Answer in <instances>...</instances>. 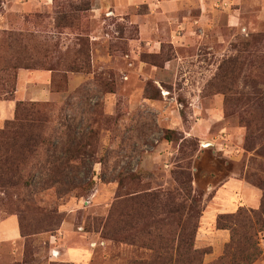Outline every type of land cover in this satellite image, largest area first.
Listing matches in <instances>:
<instances>
[{
  "label": "rangeland",
  "instance_id": "obj_1",
  "mask_svg": "<svg viewBox=\"0 0 264 264\" xmlns=\"http://www.w3.org/2000/svg\"><path fill=\"white\" fill-rule=\"evenodd\" d=\"M164 1L102 0L93 19L95 0H0V101L13 103L0 128L20 101L49 109L37 161L0 181V226L21 237L0 238V264H69L79 246L84 264L148 260L147 213L130 199L171 190L197 223L195 247L211 250L204 262L219 256L212 214L237 204L242 180L257 187L263 160L264 0L216 1L237 21L212 27L192 4L158 20L151 10ZM20 60L31 68L14 69ZM246 103L258 111L252 132L239 118ZM158 220L164 233L175 227Z\"/></svg>",
  "mask_w": 264,
  "mask_h": 264
},
{
  "label": "trees",
  "instance_id": "obj_2",
  "mask_svg": "<svg viewBox=\"0 0 264 264\" xmlns=\"http://www.w3.org/2000/svg\"><path fill=\"white\" fill-rule=\"evenodd\" d=\"M10 34L7 36L9 39L14 36L15 39H21L23 36L21 33ZM260 38L253 36L252 40ZM22 66L31 68L28 62L22 60L18 61V64L14 63L12 67L17 69ZM70 70L75 69L70 67ZM258 106L264 109V104ZM256 112L258 111L252 110L248 103L245 104V108L238 111L241 122L251 132L253 125L257 124ZM48 114L49 109L44 104L34 101L27 103L20 101L15 105L14 119L5 120L3 127L0 128L1 182L18 181L37 161L35 149L42 132L40 127L47 121ZM258 155L263 157L257 165L260 176L250 177L261 190L259 207L254 209L239 205L235 211L220 213L215 217L214 228L227 230L229 239L224 243L222 253L208 263L204 262V257L211 253V250L195 247L198 226L191 215L187 214L189 206L185 198H180L182 190L180 193L173 190L141 193L132 197L130 206L137 212H146V219L149 220L148 223L146 221L147 225L144 228V235H147L148 240L144 245L150 250V257L138 264H253L262 254L259 235L264 232V143L260 145ZM129 176L136 178L139 174L132 173ZM160 214L172 219L175 223L173 230L164 233V229L157 225V222H161L158 220Z\"/></svg>",
  "mask_w": 264,
  "mask_h": 264
},
{
  "label": "crops",
  "instance_id": "obj_3",
  "mask_svg": "<svg viewBox=\"0 0 264 264\" xmlns=\"http://www.w3.org/2000/svg\"><path fill=\"white\" fill-rule=\"evenodd\" d=\"M96 4L97 1L101 2V5L99 4V6H93L91 9V18L95 19L98 16V12L100 11L101 7H102V0H95ZM135 0H128V4H133ZM194 1V2H193ZM166 0L164 2H162V8L160 11L157 10H151L156 18H158V20H165V19H169L172 18L171 16L173 15V11L175 13V10H178L179 7H181L179 13L184 14L187 12V9L190 8L191 4L194 5L195 7H193L194 11L197 14V20L198 22H203L205 20H211V27L212 25H217L219 23V19H222V22H224L225 24H227L228 26H231L232 24H235V22L237 21V11L238 9H230L229 7H221L219 11H214V7H213V3H215L216 1H220V0ZM225 1V0H224ZM227 1H231V2H239V0H227ZM258 1V0H255ZM259 2V1H258ZM149 7L150 6H156V8L159 6L158 5V0H154V3H150L148 4ZM260 5V4H258ZM217 12V13H216ZM219 18V19H218ZM137 22V27L139 29L140 34H142V32L145 30V25H143V22L139 21H135ZM149 23V21H147V24ZM151 28V26H150ZM22 78V77H21ZM20 83H18V88L17 91H20ZM43 92L44 94H48L49 90L47 88V86H43L41 87L39 90H36L35 92L32 93L31 97L33 95H36L39 97L40 92ZM29 91H26L25 93H28ZM4 114V117L6 119H9L10 117H12L13 114V103L10 101H0V113ZM226 188V187H224ZM239 196H238V202L237 204L234 205V207L230 210L226 209V210H215L216 212H213V217L215 220L216 215L220 214V213H228V212H233L237 205H239L240 203L245 205L246 207L249 208H258L259 204H260V196H261V190L251 184H249L248 182L242 180L240 183V190H239ZM198 236L197 235V242H198ZM0 238L1 241H15L20 237V233L19 230L17 228H14L13 225H7V226H0ZM213 238L214 240L212 241V244L216 247L215 249V255H213L214 257L217 255H220L222 253V249H223V245L224 243L229 239V232L227 230H216L213 234ZM211 244V243H210ZM209 244V245H210ZM260 246L263 249L261 258L256 260L253 264H264V233L262 238L260 239ZM87 252V251H86ZM86 252L84 249H82L80 246L76 247V248H72L69 252L66 253L65 261L68 262L69 264H84L85 262V255ZM89 263V261H88ZM86 261V264H88Z\"/></svg>",
  "mask_w": 264,
  "mask_h": 264
}]
</instances>
